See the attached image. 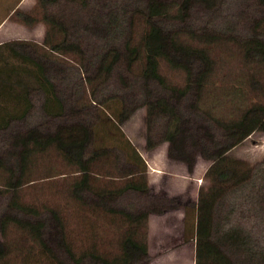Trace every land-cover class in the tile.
I'll return each mask as SVG.
<instances>
[{
  "label": "rangeland",
  "instance_id": "obj_1",
  "mask_svg": "<svg viewBox=\"0 0 264 264\" xmlns=\"http://www.w3.org/2000/svg\"><path fill=\"white\" fill-rule=\"evenodd\" d=\"M16 6L37 13L42 11L38 0H0V25L7 20L0 27V43L26 38L43 44L46 25L40 22L34 27H28L15 21L9 14ZM141 6H144L141 0H58L52 3L50 13L65 26L67 39L78 41L85 52L83 62L76 53H70L61 55L63 60L54 61L52 64L51 76L56 82L59 94L65 99L67 114L62 117L47 115L43 110L44 93L37 91L33 94L35 107L30 114L24 119L14 120L8 128L0 130V158L3 159L0 164V220L6 212L32 219L43 217L48 223V237L53 226L49 210L55 208L65 221L67 239L78 255L91 249L108 254L121 252L120 241L127 224L125 215L101 207L92 208L72 196L70 187L78 175L77 166L70 164L54 145L31 152L27 167L21 172L17 164L21 146L16 144L15 138L34 126L52 131L59 123L72 122L77 118L85 122H95L102 110L100 102L106 97L115 96L110 99L113 100V106L117 103V98L124 100L127 106L139 105L143 101L145 90L141 72L145 52L142 35L148 24L139 10ZM157 19L169 28L185 27L196 32L217 30L223 34L243 36H248L260 22L259 30L264 36V7L259 0H218L213 9L196 5L186 21ZM63 37L65 33L61 29L56 39ZM128 41L132 45H139L142 51L140 59L131 67H128L125 58ZM114 48L120 50L121 59L110 74L98 75L101 59ZM244 52L242 47L228 38L215 43L213 53L216 66L205 88L206 100L199 103L198 107L193 106L196 93L195 88H192L178 105L183 117L193 121H205L219 139L224 138L223 129L211 116L204 114L203 109H210L213 114L226 119L236 118L240 115V109L236 106L240 102L235 94L236 90L244 83L245 89L254 95L256 91L250 82L253 73H257L264 82V66L250 64ZM160 67L167 84L184 86L187 83L186 72L181 68L170 65L164 59H161ZM88 75L92 77V81ZM151 88L153 97L172 95L171 90L157 80L151 81ZM257 96L264 99L263 95ZM166 121L160 127L161 134L166 129ZM121 127L136 147H140L138 150L148 167L149 190L127 191L119 195L112 204L135 213L149 211L147 226H142L139 230L140 235L143 232L148 234V264H212L209 253L197 250L195 237L190 240L185 238V209L191 203H197L215 191L227 188L216 179L221 165L217 166V160L204 157L193 145H189L190 151L194 150L195 155L192 169L185 161L169 156L168 141H158V151L152 153V149H148L145 143L148 135L145 105H139ZM95 130L98 144L104 140L114 142V138L104 131L101 122ZM153 138L159 139L155 135ZM226 155L222 163L227 161L226 166H236L239 171L247 170L263 160L264 131L255 130ZM114 157L115 151H112L107 159H99L94 165V169L101 173L94 174L97 179L95 184H99V178L101 182L110 180L103 175L106 170L117 172L113 168ZM5 165L13 166V171ZM19 176L22 184L14 190L9 185V179L16 180ZM123 181L124 179H115L114 184L121 185ZM86 194L93 197L92 192L86 191ZM16 201L33 205L42 214L37 216L25 213L18 208ZM212 217L211 209L196 214V227L210 223ZM1 244L8 253L0 264H56L34 235L15 222L8 224L6 235L0 227ZM52 244L66 263L77 264L55 240ZM81 264L96 263L87 259Z\"/></svg>",
  "mask_w": 264,
  "mask_h": 264
},
{
  "label": "trees",
  "instance_id": "obj_2",
  "mask_svg": "<svg viewBox=\"0 0 264 264\" xmlns=\"http://www.w3.org/2000/svg\"><path fill=\"white\" fill-rule=\"evenodd\" d=\"M56 1L58 0H38L42 6L40 13L16 6L9 14V17L28 27L43 22L46 32L43 44L26 38L0 43V130L8 128L14 120L24 119L30 114L35 107L33 94L37 91L44 93L43 110L47 115L62 117L67 114L65 99L59 94L51 76L52 64L63 60L61 55L70 53H76L83 62L85 52L78 41L67 39L65 26L50 13L51 4ZM259 1L264 7V0ZM217 2L218 0H141L144 6L139 10L146 17L148 27L142 35L145 62L141 78L145 91L139 105L147 106L148 149H154L158 141H168L169 156L185 161L192 169L195 155L194 150L190 151L189 145H193L204 157L217 160V166L221 165L216 179L227 188L215 191L197 203H191L189 208L186 206V240L195 237L197 250L209 253L212 264H264V159L244 171H239L236 166H226L227 161L222 163L226 154L255 130L264 131V99L257 96H264V82L257 73H253L250 82L256 91L254 95L245 89L244 83L236 90L235 94L240 100L236 105L240 109V115L236 118L226 119L213 114L210 109H203V113L211 116L223 129L222 139L217 137L208 123L185 118L178 108L183 97L192 88H195L196 93L193 106L198 107L199 103L206 100L205 88L216 66L213 48L215 43L224 38L242 47L250 64L264 66V36L259 30L260 22L248 36H243L223 34L217 30L196 32L185 27L169 28L157 19L186 21L196 5L213 9ZM61 29L65 37L56 39ZM126 49L125 58L128 67H131L140 59L141 47L128 41ZM112 50L101 59L98 75L110 74L121 59L120 50ZM161 59L186 72L187 83L184 86L167 84L166 77L160 71ZM87 77L92 81L90 75ZM152 80L169 88L171 97H153ZM111 98L101 100L102 110L95 122L77 118L72 122L59 123L52 131L34 126L15 138L16 144L21 146L17 162L21 172L27 167L31 152L54 145L70 164L77 166L78 175L70 187L72 196L92 208L101 207L119 212L127 219L125 233L120 241L121 252L108 254L91 249L78 255L67 239L65 221L57 209L49 210L53 226L48 237V223L43 217L32 219L10 212L3 214L0 227L4 235L8 224L15 222L34 235L56 264L68 263L56 252L52 244L54 240L77 264L84 263L87 259L96 264H148L150 260L148 234L139 233L142 226H147L149 211L135 213L112 204L119 195L127 191L149 190L147 164L121 127L139 105L127 106L124 100L117 98V103L113 106ZM165 120L166 129L161 134L159 130ZM100 122L106 134L114 138V142L104 140L101 144L97 143L95 129ZM153 135L159 139L154 140ZM112 151H115L113 168L117 172L106 170L103 175L110 180L101 182L99 178L97 185L94 174L101 173L94 169V165L99 159H107ZM1 162L3 163L2 158L0 164ZM8 168L13 171L14 167ZM115 179L124 181L116 186ZM9 181L14 190L22 184L21 176ZM86 191L92 192L93 197L87 195ZM16 205L25 213L37 216L42 214L33 205L19 201H16ZM208 209L213 211L211 222L196 227V214ZM7 253L1 244L0 262Z\"/></svg>",
  "mask_w": 264,
  "mask_h": 264
},
{
  "label": "crops",
  "instance_id": "obj_3",
  "mask_svg": "<svg viewBox=\"0 0 264 264\" xmlns=\"http://www.w3.org/2000/svg\"><path fill=\"white\" fill-rule=\"evenodd\" d=\"M5 22H7V20H4L3 21V23L0 25V27H2L3 26V24L5 23ZM146 143V142H145ZM137 146V145H136ZM158 147H159V145L158 146H156L154 149H152V153H155V152H157L158 151ZM138 148H139V150H140V147L138 146ZM169 151V148L167 147V152ZM142 152V151H141ZM169 157V156H168ZM169 159L170 160H172L170 157H169ZM181 161V160H180ZM183 162V161H182ZM182 165H183V163H181ZM180 167V166H179ZM184 167V166H183ZM180 170H181V167H180ZM154 170H152V172H153ZM152 172H151V174H152ZM155 173H156V171H154ZM158 173V172H157Z\"/></svg>",
  "mask_w": 264,
  "mask_h": 264
}]
</instances>
